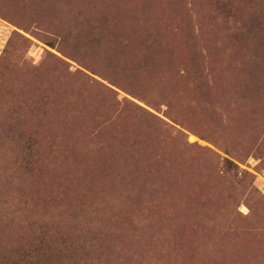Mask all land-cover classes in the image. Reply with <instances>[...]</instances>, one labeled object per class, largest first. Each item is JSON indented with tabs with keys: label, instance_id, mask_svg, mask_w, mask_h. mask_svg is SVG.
Wrapping results in <instances>:
<instances>
[{
	"label": "rangeland",
	"instance_id": "rangeland-1",
	"mask_svg": "<svg viewBox=\"0 0 264 264\" xmlns=\"http://www.w3.org/2000/svg\"><path fill=\"white\" fill-rule=\"evenodd\" d=\"M0 264H264V0H0Z\"/></svg>",
	"mask_w": 264,
	"mask_h": 264
}]
</instances>
